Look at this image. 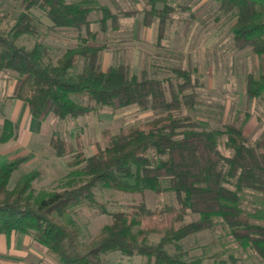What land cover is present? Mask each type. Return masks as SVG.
<instances>
[{
    "label": "trees",
    "instance_id": "1",
    "mask_svg": "<svg viewBox=\"0 0 264 264\" xmlns=\"http://www.w3.org/2000/svg\"><path fill=\"white\" fill-rule=\"evenodd\" d=\"M18 4L15 22L6 32L0 26V74L14 76L9 100L26 105L31 118L45 121L78 119L97 107L122 110L136 107L151 112L153 118L142 126H128L118 133H101L104 148L86 157L75 152L57 134L48 147L57 158L72 155L69 166L77 168L84 180L71 188L52 192L35 201L32 183L37 172L25 175L9 189L13 173L29 155L18 156L0 165V235L31 237L52 254L58 264H111L103 260L109 253L142 257L144 264H201L188 259L179 243L193 235L212 231L217 225L243 249L251 250L264 264V209L249 212L244 206L247 194L264 195V134L247 144L242 129L228 124L224 129H204L198 121L177 116L198 104V79L179 66L169 68L170 77H149L146 70L131 74L128 65L103 68L108 45L91 30L89 15L100 14V33L117 31L121 15L96 0H0ZM142 19L137 29L156 24L160 46L173 25V8L165 0H141ZM218 11L232 18L234 50H250L258 60V72L245 77L247 101H264V0H209ZM32 11H39L51 28L78 33V44L68 48L55 62L48 47L36 41L31 48L17 45L23 36L37 37L38 26ZM1 20V19H0ZM82 68L70 74L77 60ZM264 115V111H263ZM18 129L3 120L0 143L17 138ZM224 139L223 153L219 142ZM107 189L125 194L170 193L175 205L149 209L145 203L108 213L95 191ZM252 206V205H251ZM78 207L99 208L111 218L98 234L81 243L73 220L63 221ZM188 214L197 216L185 222ZM151 235H159L151 243ZM172 245L173 253L165 247Z\"/></svg>",
    "mask_w": 264,
    "mask_h": 264
},
{
    "label": "rangeland",
    "instance_id": "2",
    "mask_svg": "<svg viewBox=\"0 0 264 264\" xmlns=\"http://www.w3.org/2000/svg\"><path fill=\"white\" fill-rule=\"evenodd\" d=\"M165 1L176 8V12L173 14V25L158 46L156 24L149 29H137L142 19L141 0H96V6L106 7L112 13H133L131 17L121 16L117 31L108 28L104 33H100L96 23L100 14L93 11L89 15L91 30L97 32L98 40L109 47L103 55V68L126 64L133 75L146 70L149 77L161 79L171 76L169 68L172 66L191 71L200 83L196 90L199 104L193 110L183 109L177 116L192 118L204 129H224L228 124H235L242 129L247 144L253 145L264 134V101L246 100L245 77L248 73L256 74L259 65L249 49H233L230 28L234 20L221 14L217 5L209 0ZM18 12L17 3H0V26L3 31L12 27ZM32 16L39 29L38 36H23L17 40V45L29 49L36 41L42 42L48 47L49 60L55 62L65 50L78 44L76 31L52 29L39 11H32ZM82 65V60L78 59L70 74L79 72ZM13 84L14 76L0 74V133L4 119L11 120L18 129L15 140L0 143V165L18 156L29 155L28 162L13 173L8 187L11 189L25 175L37 172L38 177L32 183L35 201L52 192L74 187L84 180L77 168L69 166L71 154L57 158L50 150L48 141L52 134L64 139L75 152L81 151L89 157L95 154L98 147L107 145V140L101 136L103 131L114 135L120 129L142 126L153 118L151 112H140L136 107L122 110L97 107L92 114L78 119L60 121L49 116L42 122L30 117L24 103L9 100L8 94ZM223 143L224 139L219 142V148L227 154ZM95 193L108 213L126 210L130 205L140 203H145L149 209L175 205L174 196L170 193L125 194L107 189H98ZM244 206L251 213L264 209V195L247 194ZM196 218L188 214L185 222ZM69 220L76 222L81 243H87L110 223L111 218L108 214H102L99 208L78 207L63 219L65 222ZM159 238V235H151L149 241L156 243ZM6 239L9 247H12L13 238ZM25 239L29 241L18 249L24 254L15 257L18 262L58 264L46 248L31 237ZM179 246L187 253L188 259H200L201 264H262L251 250L239 247L222 225L188 237ZM165 249L170 253L175 251L172 245ZM103 260L111 264L145 263L142 257H127L119 253H109Z\"/></svg>",
    "mask_w": 264,
    "mask_h": 264
},
{
    "label": "crops",
    "instance_id": "3",
    "mask_svg": "<svg viewBox=\"0 0 264 264\" xmlns=\"http://www.w3.org/2000/svg\"><path fill=\"white\" fill-rule=\"evenodd\" d=\"M13 88V86H12ZM9 91V94L12 91ZM8 94V95H9ZM27 109V107H26ZM28 112V110H27ZM29 114V113H28ZM11 121V120H10ZM23 156V155H21ZM18 234H13L7 237L13 238L12 242L14 241V243L12 244V247H9L8 242L6 239L7 237L5 235H0V264H23L22 262H18L17 259L15 258L16 256H24V254L21 251H18V249H21V247L23 246L22 244H26L28 243V241L25 239L26 237L29 238L28 236H25L24 238L17 236ZM10 240V239H9ZM16 245V247L13 249V247ZM4 256H6L7 258H3Z\"/></svg>",
    "mask_w": 264,
    "mask_h": 264
}]
</instances>
